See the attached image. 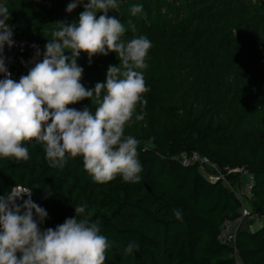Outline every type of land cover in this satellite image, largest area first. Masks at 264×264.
Listing matches in <instances>:
<instances>
[{
  "label": "trees",
  "instance_id": "obj_1",
  "mask_svg": "<svg viewBox=\"0 0 264 264\" xmlns=\"http://www.w3.org/2000/svg\"><path fill=\"white\" fill-rule=\"evenodd\" d=\"M71 2L0 0L11 13L7 23L13 36L28 39L41 52L56 22L78 21L84 5L69 13ZM117 2L119 9L108 14L124 24L122 40L144 35L152 43L142 70L147 103L135 113L143 119L135 121L134 114L124 133L140 142V181L124 182L117 175L96 183L82 157L51 167L43 145L31 141L24 145L28 160L0 157V195L17 185L32 189L31 199L48 213L42 230L62 224L76 215L74 207L85 205L111 244L105 264H264V0ZM136 4L143 13L133 16ZM119 63L114 52L95 55L91 63L81 52V83L94 89L106 82L108 66ZM30 68L17 57L11 78L18 82ZM85 106L95 115L98 101L69 105ZM192 151L219 172L203 173L198 164L177 159ZM241 172L251 176L248 196L232 187ZM244 205L255 225L238 226L233 243L218 239L222 224L240 218ZM133 241L138 247L129 254L125 250Z\"/></svg>",
  "mask_w": 264,
  "mask_h": 264
},
{
  "label": "clouds",
  "instance_id": "obj_2",
  "mask_svg": "<svg viewBox=\"0 0 264 264\" xmlns=\"http://www.w3.org/2000/svg\"><path fill=\"white\" fill-rule=\"evenodd\" d=\"M78 4L84 11L77 22H56L43 52L32 45L33 66L18 82L11 78L4 56L5 46L15 44L7 23L11 13L0 4V74L5 77L0 79V157L26 161L29 151L24 145L35 141L43 145L51 167L63 168L68 158L82 157L85 171L96 183H108L117 175L124 182L138 183L140 142L124 133L137 106L147 103L143 95L149 89L142 70L148 67L152 43L144 35L122 40L124 24L108 14L119 9L117 0H73L66 11L71 13ZM130 11L136 16L143 13V6L133 5ZM129 26L135 33L136 26L131 22ZM81 52L89 63L95 55L114 52L120 63L109 65L106 82L89 90L81 83L84 69L77 64ZM94 97L95 115L87 106L69 107ZM142 119L135 114V121ZM31 195L32 189L18 185L0 195V264H105L111 244L100 234V220L86 214L85 205L74 207L76 215L62 224L42 230L48 213ZM173 211L182 219L180 210ZM137 247L133 241L125 251L130 254Z\"/></svg>",
  "mask_w": 264,
  "mask_h": 264
},
{
  "label": "built area",
  "instance_id": "obj_3",
  "mask_svg": "<svg viewBox=\"0 0 264 264\" xmlns=\"http://www.w3.org/2000/svg\"><path fill=\"white\" fill-rule=\"evenodd\" d=\"M13 40L15 42L14 46L12 48H8L5 46L4 49V56L6 57V67L9 72H11V68L14 65V61L17 57L21 58L24 63L28 66H33L29 61L32 60V57L34 56V49L32 48L31 42L28 39L20 38V37H14ZM4 74H0V79H3ZM177 159L182 164H188V163H196L198 164L199 168H202V165L204 163H207V160L198 155L196 152L192 151L190 154H186L184 152L180 153L177 156ZM251 189V176H249L248 182L245 185V191H243L244 196L249 195V191ZM242 210V209H241ZM243 214L241 211V217L236 219L235 221H226L222 224L218 234L217 238L224 241V242H234V230L241 225V220L243 219ZM239 264V263H237Z\"/></svg>",
  "mask_w": 264,
  "mask_h": 264
},
{
  "label": "rangeland",
  "instance_id": "obj_4",
  "mask_svg": "<svg viewBox=\"0 0 264 264\" xmlns=\"http://www.w3.org/2000/svg\"><path fill=\"white\" fill-rule=\"evenodd\" d=\"M201 169H202L201 171L203 173H207V174L209 171L210 172L213 171L215 173L219 172V170L215 167V165L213 163H210V162L204 163L202 165ZM248 179H249V175L244 173V172H241V176L236 181L233 182L232 187L237 194H243V191H245L244 189H245V185L248 182ZM223 183L228 186V184L226 182H223ZM18 200H17V202H18ZM241 209H242V213L244 212L243 219L241 220V222H242L241 226L249 227L251 224L256 222L255 220L252 219V217H250L248 215L249 209L246 208V205L242 206ZM253 225H255V223Z\"/></svg>",
  "mask_w": 264,
  "mask_h": 264
}]
</instances>
